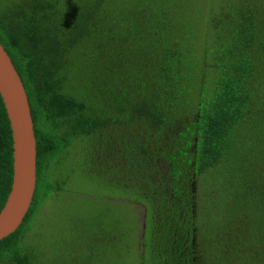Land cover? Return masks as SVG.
Instances as JSON below:
<instances>
[{
	"label": "trees",
	"instance_id": "16d2710c",
	"mask_svg": "<svg viewBox=\"0 0 264 264\" xmlns=\"http://www.w3.org/2000/svg\"><path fill=\"white\" fill-rule=\"evenodd\" d=\"M0 42L37 139L0 264H264V0H0ZM12 178L0 95V211ZM66 192L62 239L40 211ZM95 192L141 204V237Z\"/></svg>",
	"mask_w": 264,
	"mask_h": 264
},
{
	"label": "water",
	"instance_id": "95a60500",
	"mask_svg": "<svg viewBox=\"0 0 264 264\" xmlns=\"http://www.w3.org/2000/svg\"><path fill=\"white\" fill-rule=\"evenodd\" d=\"M0 95L13 138L11 190L0 211V240L17 230L33 201L37 181V139L25 85L0 42Z\"/></svg>",
	"mask_w": 264,
	"mask_h": 264
},
{
	"label": "rangeland",
	"instance_id": "374dc122",
	"mask_svg": "<svg viewBox=\"0 0 264 264\" xmlns=\"http://www.w3.org/2000/svg\"><path fill=\"white\" fill-rule=\"evenodd\" d=\"M78 184L81 187H83L88 183L87 180L84 179V180H79ZM108 196L109 195L98 196V194L95 192V197L94 195L91 196V199L93 200L89 199L90 203H92L91 207H94V209H101V208L106 209V207L110 206L111 203L114 204L113 205L114 209H110V210L113 211L116 215H119L120 219L125 220V218H127L130 215H131L130 217L135 218V222L139 225V229H138L139 231L137 233V236L141 237L143 214L145 210L142 207V205L128 200H123L122 202L107 201L114 199V197H108ZM87 201L88 198L86 197H82V196L73 197L70 196L68 192L61 193L53 201L47 200L43 204V209L40 211L41 215L42 214L45 215V217H43L44 225L48 227V230H50L51 228L54 229V231L56 232V235L54 237L57 238V236H60L59 234H61L60 237L62 239L69 238V235L74 233V232L72 233V229L70 227L74 225L75 222H77V220L74 221L71 218H73V215L75 213L84 212L88 209ZM93 219L94 221L97 220L96 218H94V216ZM48 230H45V232H47ZM138 241L140 240L136 239L137 243ZM126 257L129 264H135V259L132 254H126Z\"/></svg>",
	"mask_w": 264,
	"mask_h": 264
}]
</instances>
